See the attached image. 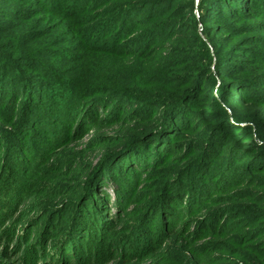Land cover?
Here are the masks:
<instances>
[{"label":"trees","instance_id":"obj_1","mask_svg":"<svg viewBox=\"0 0 264 264\" xmlns=\"http://www.w3.org/2000/svg\"><path fill=\"white\" fill-rule=\"evenodd\" d=\"M31 1L41 2L40 0ZM49 1L54 0H47L44 8L64 13L62 6H48ZM92 1L93 5L115 3L113 7L115 15L103 21L101 31L109 35L105 43L100 47L87 46L85 51L97 50L117 59L126 56L127 59L124 62L151 65L148 71L152 73H146L148 71L145 69L133 71L131 67H126L124 70L131 73L133 80L136 79L128 83V87L123 90L91 89L84 97L75 90L82 82L78 81L75 86H71L69 79L55 75L60 84L65 83L71 86L59 94L60 99L55 97L58 93L52 91L54 89L57 91L61 87L49 88L41 80L29 76L30 73L25 70V64L28 62L25 54H20L15 60H9L2 55L4 64L8 66L19 64L20 68L13 67L12 72L0 73V89H5L4 87L7 86L8 89L6 88L4 92H10L6 99L0 100L1 109L5 108L6 100L10 99L14 102L19 98L17 92L26 87H31V94L36 91L39 94L48 92L50 97L46 103L28 97L25 103L28 108H22L23 115L21 113L20 118L16 115L18 108L13 109L12 105L9 107L7 105L5 116L1 117L0 113L2 128L0 132H4L0 133V140L4 144L0 147V264H218L217 262L222 261L229 252L232 254L230 258L234 259V262L230 264H264V245L262 244L258 247L260 253L253 255V259L247 257L240 259L225 246L226 243L230 247H240L242 251H246L245 255L250 252V246L247 245L249 241H235L234 236L233 238L230 236L234 226L225 224L224 221L231 220L228 216L219 222L220 217L215 219L212 214L208 215L207 218L203 217L197 222L200 228L193 229V219H186L199 201L214 194L212 190L215 187L212 183L221 177L217 175L220 169L225 170L226 173L219 184L227 186L229 190L244 186L254 188L257 186L258 175L264 174V123L250 121L252 126L250 123L247 126H235L226 117L210 113L202 118L209 120L213 126L203 135L189 139L187 132L190 126L183 125L179 119L187 115L191 108H198L200 99L194 94L199 87L194 89L182 87L171 97H164L161 94L164 86H170L172 82L179 79L183 85L192 79L197 83L201 80L202 82L210 81L211 69L205 73V77L202 73L190 76L182 75L181 68L173 67V64L180 61L171 64L167 61V57L164 58L167 62L163 64H158L154 60L147 63L152 57H157L156 50L161 43L188 38L187 33L190 27L179 14L178 7V4L186 0ZM198 9L205 26L211 23L217 24L208 27V32L222 36L225 42H233L224 48L226 53H223L221 63L216 64L215 68L217 75L229 80L230 84L236 83L234 76L243 71V67L233 62L250 64L252 62L249 63L244 58L246 59L247 56L252 58L257 54V51L253 52L244 46L251 44L264 46L263 39L260 42L254 39V42L249 44L252 40L246 37V34L263 30V27L253 25L257 28L253 29L251 25H240L234 29L227 25L246 22L248 18L254 20L261 18L260 14H264V0H199ZM18 13L20 14V12L14 13L15 16H19ZM68 14L71 15L72 12ZM90 32L91 30L87 35ZM238 38L240 39L237 42ZM94 39L97 41L96 38ZM217 46L220 47L221 43ZM228 48H230L229 51ZM239 48L241 50L245 48L246 51L238 55ZM176 50L178 55L188 53L181 45L176 46ZM161 58L159 56L158 59ZM224 59H226L225 62ZM164 72H167L166 79H162L160 75L161 73L166 75ZM260 73L259 79L253 77L245 79L246 75L241 74L240 76L243 77L240 80L243 82L241 87L255 88L256 93H247V91L243 96L251 106L264 112V91L260 89V86H264V70ZM202 77L204 79H201ZM49 85L51 86V83ZM127 88L134 90V94L137 92L139 96L134 95ZM239 89L240 87L235 90ZM101 94H105V97H97ZM0 96V98L3 96L1 92ZM222 96L225 95L211 97L209 94L207 99L219 101L223 98ZM70 98L73 101L81 98L89 99L86 109H90L92 116L87 118V131L93 128L102 130L117 122L130 124L136 121L147 123L153 120L155 123L131 130L128 135L130 143L122 146L116 156L103 158L98 164L92 161L86 165L81 164L83 157L77 153V150L79 147L82 148V141L88 132L85 133V130L82 133V129L77 128L78 124L68 127L62 125L66 127V135H62L59 144L55 147L58 152L52 149L46 154L42 151L49 147L45 137L58 130L56 127L50 130L43 127L44 135L38 126L45 116L50 117L53 111H59L61 117L66 118L68 111L74 108L65 105L71 100ZM128 99L136 101L140 106H145L148 115L140 114L142 113L140 110H144L140 109L138 112L131 111L129 116H119L118 112H123L122 107ZM227 99L232 98L227 97ZM42 103L47 104L46 107H43ZM58 104L61 105L60 110ZM96 106L99 107L96 108ZM101 106H108V108L115 106L113 116L100 118L98 113ZM158 109L162 110L156 115ZM94 110L96 115H93ZM93 116H97L98 120ZM175 124H178V127ZM78 134L81 136L79 137ZM38 136L41 141L38 140ZM29 146L41 151H38L37 167L34 169L30 167L31 169L26 171L25 166L24 171L20 165L21 163L25 165ZM143 150V153L153 151L154 161L149 159L146 165L140 164L136 167L137 169L132 166L133 171L130 172L137 176V183L140 180L146 183L152 180V175L158 174L156 170L159 168H163L160 172L166 170L159 179L163 181L154 182L153 193L144 194L145 186L142 187L140 182L135 192L132 191L130 196H123V183L125 184L123 175L126 174L120 175L122 182L116 181L111 176L109 167L120 157L131 154L139 156ZM62 153L65 154L63 159H61ZM180 155L184 156L182 159L184 165L170 167V158L174 161ZM240 155L245 163L235 164L236 157ZM62 160L64 162L66 160L68 172L59 170L55 174L47 169L49 175H45L44 171L46 167H49L48 163L53 162L54 167H57ZM226 162H230L231 165H222ZM77 164L87 173L81 183L72 181L69 175L71 168L73 169ZM171 168L172 170H169ZM30 174L34 175V183L29 179ZM169 174L170 178L164 180ZM105 178H108V187L104 183ZM107 189H111L113 193ZM138 198H143V201L138 202L140 200ZM33 199L35 200L32 201ZM29 208L40 211L37 214L34 211L35 216H32ZM139 213L141 217L139 216V220L135 221V216ZM157 220H160L158 228H161V231L159 232L158 230L155 232ZM96 226L99 227L96 238L101 236L97 247L93 237ZM136 230L137 233L134 234ZM143 232L147 235L136 236ZM89 234L92 235L89 236ZM118 234L121 236L116 243L112 238ZM123 236L127 240L126 243L121 241ZM170 242L180 248V253H172L170 248H167Z\"/></svg>","mask_w":264,"mask_h":264},{"label":"rangeland","instance_id":"obj_2","mask_svg":"<svg viewBox=\"0 0 264 264\" xmlns=\"http://www.w3.org/2000/svg\"><path fill=\"white\" fill-rule=\"evenodd\" d=\"M40 1V3H37L36 1L32 2L31 0H0V73L3 71L12 72L13 67L20 68L19 64L10 66L4 64L2 61V55L8 57L9 60H15L16 57L20 54H25L28 58V62H26L27 64H25V70L30 73L29 76H33V79L41 80L43 83L48 85L49 88L61 87L57 91L56 89L52 91L53 93H58L57 96H55L56 98H60V93L68 90L67 87L75 86L78 81L79 83L82 82V84L78 86V90L76 88L75 90L77 91V93L83 94V97L88 95L87 91H90L91 89L95 90L96 88H117L123 90L125 87H128V83L136 80H133L131 73L129 74V72L127 73L126 70H124L126 67H131L133 71L144 69L147 71L150 70L151 65L149 64L141 65L140 62H138V64L136 63V65L135 63L132 64L130 62H124V60L127 59L126 56L124 58L117 59L97 50H92L91 52L85 51L87 46L92 47L94 45L95 47H100L101 45H103V43H105V39L109 37L106 32H102L101 30L103 27V21H106V19L111 18L115 15L113 9L115 3L109 2L105 5L103 3L100 5H93L92 0L91 2L90 0L49 1L50 4H48V6H62V10L64 11V13H61L59 11H56L55 9L51 10L50 8H44V6L47 5V0ZM198 5L199 0H186L178 4L179 14L181 15V17H183L184 21L189 24L190 27V30L187 33L188 38L181 41L177 40L175 42L168 41L161 43L156 50V55L158 58L159 56L162 58L159 60L155 56L148 60L147 63H151L153 60L157 61L158 64H163L167 61L173 64L180 61V63L173 64V67H176L175 69L181 68L183 72L182 75L184 74L190 76L202 73V76L205 77V73H207V71L211 69V75H209L210 81L202 82L201 80L200 83H197L194 79H192L189 83L183 85V83H181V80L179 79L172 82L170 86H164L161 90V94L164 97H171L182 87L190 89L199 87V90H195L196 93L194 94L196 98L200 99V102L197 106L198 108H191L187 115L185 114L179 119V121L183 125L189 124L190 128L188 130L189 132H187V136H189V139L203 135L206 130L210 129L213 126V124H211L209 120L202 118L203 116L210 113L226 117L229 122H231L235 126H247V124L249 123L252 126V122L250 121L264 123V112L260 111L254 106H251L249 104L250 102H248L245 96H243L247 91V93H256L255 88L251 86L241 87L243 85V82H241L240 80L243 77L240 76L241 74L246 75L245 79H249L252 77L259 79L261 78L260 71L264 70V46H260L259 44H251L252 42H254V39H257L258 42L263 39L262 42L264 44V14H260L261 18L255 20L252 18H248L246 22H235L229 23L227 25L230 26V28L233 27L234 29L238 28L240 25H251L253 29H257L256 27H254L257 25L263 27V30H258L257 32H247L251 34H246V37H249L252 41L249 43L251 45H246L244 47L247 49H251L253 52L257 51V54L252 58H250L249 56H247L246 59L244 58V60L249 61V63L251 61L252 63L250 64L243 62H233L238 63L236 65L240 64V66L243 67V71L237 73L234 76V80L236 83L230 84L229 80H225L221 76L217 75L215 65L221 63L220 60L222 61L223 53H226L224 52V48L228 47V45H231L233 42H225V40H222V36H217L207 31L208 27L212 25L215 26L217 24L211 23L208 26H205L200 18ZM16 12H20V14H17L19 16H15L14 13ZM68 12H72V14L69 15ZM215 22L216 21H214V23ZM89 30H91V32L93 30V32H90L89 35H87ZM98 35H100L102 38ZM180 37L178 39H180ZM89 38H91V41H89ZM94 38H96L97 41H95ZM239 39L240 38L237 39V42L239 41ZM87 43H89V45ZM220 43L221 46L218 47L217 45ZM180 45L181 47H185V50L188 51L187 54L178 55L176 53V46ZM245 48H243L242 50L241 48H239L240 50H237V53H239L238 55L246 51L244 50ZM229 49L230 48H228V51ZM169 56L171 58H168ZM166 57L168 59L167 61L164 59ZM225 60L226 59H224V62ZM146 73H152V71H148ZM164 73H166V75L163 73L160 74L162 76V79H166L168 77L167 72ZM55 75L69 79L71 81L69 85H71V83L72 85L69 86L65 83L60 84ZM204 77H202L201 79H204ZM49 83H51V86L49 85ZM239 87V90H235ZM4 88L5 89L2 90L0 89V92L3 94L0 100L6 99L10 94V92H4L8 89L7 86ZM127 89L129 91H132V93L134 94V90H130L129 88ZM260 89H263L262 91H264V86H260ZM31 92V87H26L25 89L23 88L17 92V96L19 98L14 100V102H11L10 99L6 100L5 108H0L1 117L7 114V108L12 105L13 109L15 107L18 108L16 111V115L20 118L22 108H28L25 104L27 103L26 100L28 99V97L35 101L41 100V102L43 103H46L48 101V97H50L48 92H45V94H39L38 91L34 92V94H31ZM63 94H65V92ZM135 94L139 96L137 92H135ZM209 94L211 95V97L219 95L225 96H222L223 98L219 101H209L207 99V95ZM104 95L105 94H101V96L97 97H105ZM227 97H230L232 99L228 100ZM43 103L42 106L46 107L47 104L43 105ZM58 103L63 104L61 102ZM124 103L125 104L122 107L124 110L123 112H118L119 116H129L131 111L136 110L138 112L140 109H144L143 111L140 110L142 112L140 114H142L143 116L148 115V111L146 110L147 108L143 105L140 106V104H138L136 101L128 99ZM87 104H89V99L87 98L76 99L74 101L71 99L66 102L65 105L70 108H74H71L70 111H68V116L66 118L61 117L59 111H53V114L50 117L45 116V118L42 120V123L39 124L38 129L44 135L45 133L42 130L44 128L50 130V128L53 129V127H56L58 131L49 133L45 137V140L47 141L50 148H45L47 150L43 149L42 151L44 153L48 154L50 153V150H55V147H57V145L59 144V140L61 139L62 135H66L65 129L69 125L76 126V124H78L77 128L80 130L82 129L81 132L84 133V131L88 128V124L86 123L88 121L87 118L89 116H92V114H90L89 112L90 109H86ZM97 107L99 106H96V108ZM101 107L102 108H99L100 113H98L100 118H109L113 116L115 106H111L110 108H108V106ZM58 109H61V105L59 104ZM95 110L93 115H96ZM161 110L162 109H158L156 115L160 114ZM96 120L98 119L96 118ZM153 122V120H150L147 123L136 121L131 122L130 124L125 122H117L103 128L102 130H100V128H93L92 130L88 131L86 130L85 133H88L85 135L82 141L83 144L81 145L83 146L82 148L79 147L77 150V153H80L81 157H83V161L81 162V164L86 165L90 161L96 162L98 164L103 158L108 159L116 156L117 152H119V149L122 148V146H127L130 143V141H128V135H130L131 130H136L138 127H144L147 124H153ZM62 125L67 126L63 127ZM175 126L178 127V124H175ZM78 136L80 137L81 135L78 134ZM38 137V140L41 141L40 136ZM248 137L251 136L248 135ZM169 141L170 139L168 140V143ZM3 145V142H1L0 140V147H2ZM39 147L40 146H38V149H40ZM28 150L29 152L25 157V165H23L22 163L20 165L22 170L24 168V171L25 166L26 171H29L31 169L30 167H33V169L37 167L36 160L38 158V151H41L35 150L34 148L32 149V147L30 146ZM143 152L144 150L139 156L131 154L128 156L120 157V159L115 162V164L109 167V171L110 173H112L111 176L116 181L122 182L120 179V175H123L124 173L126 174L123 175V181H125V184L123 183V196H130V193L136 190L137 185L141 183L142 187L145 186L143 190L144 194L149 192L153 193L154 190L152 185L154 184V182L163 181L159 179L161 178V175L165 174L166 170H164V172H160L163 168H159V170H156L158 171V174L152 175V180L147 183L144 181L141 182L140 180L141 183H137V176H134V174L130 172L133 171L132 166L137 169L136 167L140 164L142 166L146 165L149 159L154 161L153 151L145 153ZM61 157V159H63L65 157V154L62 153ZM183 157L184 156L180 155L178 156L177 160L174 161H172V158H170L171 162H169V166H172L174 168L180 165L183 166ZM234 163H245V160L240 155L236 157ZM47 165L49 167H46V170L44 171L46 176L49 175L48 170H50L49 172L52 171L55 174H57V171L59 170H63L65 173L68 166L66 160L65 162L64 160H62L61 164L57 167H54L53 162L48 163ZM222 165H231V163L226 162ZM129 168L131 170H128ZM169 170H172V168ZM219 171L220 172H218L217 175H221V177L212 183L213 187H215L212 190L214 191V194H211L212 196L208 195L209 197L207 196V198H205L203 201H199V204H197L198 206H194L195 209L188 215L186 219H193V229L195 227L200 228L201 226H198L197 222H199L203 217L207 218L208 215L212 214V216H215V219L220 217L219 222L223 220L225 216H228L231 220L224 221L225 224H230V227L234 226V228H232V234L230 236L232 238L234 236L233 239H235V241H249V244L247 245L250 246V252L249 254L245 255L246 251H242V248L240 247H230L228 246L229 244L226 243L225 246L234 252L233 255H236L240 259L241 257L253 259V255H258L257 253H260V249H258V247L261 246V244L264 245V174L258 175V177L256 178L257 186L254 188H248L244 186L229 190L227 186L224 187L223 185L219 184L221 183V181H223L222 178L226 171L222 169H220ZM86 174L87 173H85V169L80 168L79 164H77L76 167H73V169L71 168V172L69 175L72 181L81 183L84 177L86 178ZM167 176L164 178V180L170 178V174ZM29 179L33 181L34 175L30 174ZM32 183H34V181ZM104 183L108 187V178H105ZM124 186H127L128 188H125ZM107 190L109 192L111 191V189ZM143 198L138 200V202H142ZM34 200L35 199H33L32 201ZM34 211L35 209H31L32 216H35V214H37L40 210L36 209L35 214ZM217 212H221L222 216L219 213L217 214ZM140 215L141 214L139 213L137 216H135V221H137V219L139 220ZM159 221L160 220L156 221L155 232L157 230L158 232L161 231V228H158V225L160 223ZM94 229L95 230L93 231V237L95 241L94 243H96L95 247H97V242L99 243L101 236H99V238H96V233L98 232L99 227L96 226ZM135 233H137V230L134 231V234ZM90 235L92 234H89V236ZM146 235L147 234L143 232L140 235L137 234L136 236L144 237ZM120 236L121 235L118 234L112 239L117 243L119 242L118 238ZM121 241H125V243L127 242L124 236ZM167 248H170L172 253H180V248L176 244L174 245L172 242L168 243ZM231 255L232 254L230 252L227 253V256L222 258L223 260L217 263H233L234 259L230 258Z\"/></svg>","mask_w":264,"mask_h":264}]
</instances>
